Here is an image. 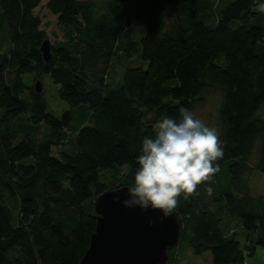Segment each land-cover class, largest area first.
<instances>
[{
    "label": "trees",
    "instance_id": "1",
    "mask_svg": "<svg viewBox=\"0 0 264 264\" xmlns=\"http://www.w3.org/2000/svg\"><path fill=\"white\" fill-rule=\"evenodd\" d=\"M42 1L0 0V264H79L95 199L131 187L152 123L193 111L209 88L220 94L224 155L173 210L181 228L167 264L179 249L211 264L264 251V195L249 188L253 172L264 176V0H48L66 31L47 62ZM46 75L68 105L60 118L25 82Z\"/></svg>",
    "mask_w": 264,
    "mask_h": 264
},
{
    "label": "clouds",
    "instance_id": "2",
    "mask_svg": "<svg viewBox=\"0 0 264 264\" xmlns=\"http://www.w3.org/2000/svg\"><path fill=\"white\" fill-rule=\"evenodd\" d=\"M178 113V117L156 119L151 125L153 134L142 138L133 185L122 201L125 208L160 210L167 217L182 195L188 198L219 172L217 162L224 148L218 129L188 107L181 106ZM207 190L210 194L211 188Z\"/></svg>",
    "mask_w": 264,
    "mask_h": 264
},
{
    "label": "water",
    "instance_id": "3",
    "mask_svg": "<svg viewBox=\"0 0 264 264\" xmlns=\"http://www.w3.org/2000/svg\"><path fill=\"white\" fill-rule=\"evenodd\" d=\"M40 52L45 62L50 60L48 40ZM34 91L41 93L39 81ZM128 188L108 190L95 199V232L79 264H167V251L179 239L178 213L164 217L160 210L125 208Z\"/></svg>",
    "mask_w": 264,
    "mask_h": 264
},
{
    "label": "rangeland",
    "instance_id": "4",
    "mask_svg": "<svg viewBox=\"0 0 264 264\" xmlns=\"http://www.w3.org/2000/svg\"><path fill=\"white\" fill-rule=\"evenodd\" d=\"M48 0H43L41 5L34 11V13L40 18L42 22L41 29L46 32L47 39L49 41L50 46L56 45L63 41L64 32L66 31V27L58 24L57 19L54 15H52L48 9L46 8V2ZM85 1V0H82ZM140 32V29H137V33ZM2 48L0 51L2 52ZM129 65H135L136 61L131 60L127 62ZM124 67L123 64L116 65L114 71L118 76L120 70ZM25 82L27 86L32 88L35 87L37 81L33 79V77L29 76L25 78ZM40 92L44 96L46 105H47V113L53 115L56 118H60L61 114L68 110V105L62 102L58 97V87L54 85L49 76H44L40 81ZM220 102V94L218 91L208 89L204 91L200 96V102L194 107L193 112L197 117L204 120L209 126L217 127V110ZM74 143V136H67L65 140V149L71 150L72 145ZM57 154V152H56ZM120 169L118 175V182L116 185L122 184V178L127 173L128 167H118ZM103 182L107 185L108 188H111L115 185L113 181L112 174L109 172H102ZM249 188L251 195L254 197L264 195V176L258 172H253V175L249 182ZM111 190V189H109ZM235 232L241 234L238 230L237 225L233 226ZM238 239L240 235H238ZM240 240V239H239ZM174 264H211V257L209 253L203 254L201 256H194L191 251L187 249H180L176 252V258ZM243 264H264V251L258 250L252 256H247Z\"/></svg>",
    "mask_w": 264,
    "mask_h": 264
},
{
    "label": "crops",
    "instance_id": "5",
    "mask_svg": "<svg viewBox=\"0 0 264 264\" xmlns=\"http://www.w3.org/2000/svg\"><path fill=\"white\" fill-rule=\"evenodd\" d=\"M238 230L240 231L241 229L238 228ZM234 231L230 232L229 234L231 235ZM242 233V232H241ZM258 251V250H257Z\"/></svg>",
    "mask_w": 264,
    "mask_h": 264
}]
</instances>
